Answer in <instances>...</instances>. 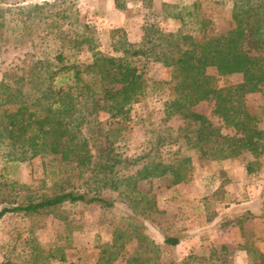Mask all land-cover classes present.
I'll return each mask as SVG.
<instances>
[{
	"label": "trees",
	"instance_id": "obj_1",
	"mask_svg": "<svg viewBox=\"0 0 264 264\" xmlns=\"http://www.w3.org/2000/svg\"><path fill=\"white\" fill-rule=\"evenodd\" d=\"M25 1L0 5V28L9 29L15 21L11 29L20 41L43 25V39L50 36L60 44L52 56L40 54L26 62V68L6 71L0 79V146L5 149L4 163L39 158L53 176L45 191L1 176L0 203L5 205L0 218L6 213L52 214L66 221L61 209L65 204L96 203L110 208L124 202L128 212H122L129 222L125 229L115 228L112 243L101 247V264H111L120 256L127 231L134 235L137 248L147 246L128 256L126 264L156 263L159 248L143 231L144 221L156 211L151 184L158 179V186L170 187L190 178L191 157L180 153L181 147L214 161L247 153L252 157L245 166L248 174L260 166L264 129L259 123L264 122V103L258 115L252 114L246 94L264 90V0H232L229 27L215 34L207 33L211 19L200 0L189 4L163 1L158 11L152 8L153 0H113L116 7L140 3L144 21L136 42L128 39L123 28L111 29L110 53L95 48V37L87 26L79 34L67 35L64 25L77 21L71 0ZM161 16L178 20V28L161 29ZM80 45L91 51L90 61L70 60L63 51ZM148 64L166 68L168 77L147 76ZM208 68L221 76L239 74L241 79L214 88ZM166 87L170 97L164 101L163 117L147 130L140 151L130 153L120 141L132 105ZM201 101H212L211 112L219 125L192 110ZM102 112L118 124L106 127ZM172 117L184 124L172 128L167 124ZM162 139L178 144L166 159L160 148ZM141 184L149 186L144 190ZM180 240L179 235L166 233L162 243L174 247ZM243 249L253 254V264H264V253L248 245ZM56 251L55 264H77L66 259L62 247ZM225 252L221 246L210 253L209 264H227ZM199 262L188 254L169 264ZM6 264L14 263L8 260ZM25 264H46L38 245L31 246Z\"/></svg>",
	"mask_w": 264,
	"mask_h": 264
},
{
	"label": "rangeland",
	"instance_id": "obj_2",
	"mask_svg": "<svg viewBox=\"0 0 264 264\" xmlns=\"http://www.w3.org/2000/svg\"><path fill=\"white\" fill-rule=\"evenodd\" d=\"M9 1L15 0H0V5L6 6ZM44 1L58 0H27L23 3ZM163 1L189 4L194 0H153L152 8L158 11ZM200 1L205 14L211 19L208 34L229 27L232 0ZM71 2L77 11V21L64 25L68 36L79 34L87 26L95 37V48L103 53L111 52L109 31L113 28H123L130 41L139 40L140 26L144 21V9L140 3L131 2L124 7L114 8L112 3L108 6L105 0ZM14 23L10 22L9 29L0 28V79L6 71H20L19 68L23 66L26 68V62L42 54L52 56L60 44L50 36L43 39V25L32 36L23 35L20 41L16 40L14 38L18 33L11 29ZM158 24L165 31H175L179 26L178 20L162 16L158 18ZM63 51L70 60H91V51L85 45H80L78 49L64 48ZM207 74L214 88L241 79L239 74L218 75L213 68H208ZM146 75L164 79L168 77V71L159 64H148ZM169 97L170 91L166 87L161 93L140 97L132 105L130 119L123 124L120 141L130 153L140 151L147 130L163 117L164 101ZM263 103L264 90L246 94V106L252 114L258 115L259 106ZM212 104V101H201L192 110L205 114L215 125H219L220 120L211 112ZM100 118L106 127L118 124L104 112ZM167 124L176 129L184 122L179 117H172ZM259 127L264 129V122L260 121ZM160 148L166 159L175 153L178 144L162 139ZM179 151L191 157L190 178L170 187L158 186V179H154L151 184L150 194L155 198L156 211L144 221L143 231L159 248V257L156 263L151 261L150 264H169L170 260H179L188 254H194L200 261L196 264H209L210 253L216 252L221 246L226 247L227 264H253V254L243 248L248 245L264 253V156L259 158L258 170L248 174L245 166L252 157L247 153L237 158L214 161L201 159L192 149L181 147ZM4 152V147L0 146V179L3 176L34 190H48L53 174H49L48 168H43L39 158L4 163ZM148 186L141 184L144 190ZM3 205L5 203H0V208ZM61 209L66 214V221L52 214L3 215L0 218V264H6L8 260L14 264H25L32 245L39 246L46 264L58 262L56 247L63 248L68 261L101 264V247L112 243L115 228L125 229L129 222L122 212H128L124 202H115L114 207L110 208L96 203L76 202L65 204ZM128 233L123 238L124 249L111 264H126L128 256L147 246L144 243L143 247L137 248L134 235ZM166 233L179 235L180 242L174 247H166L162 243Z\"/></svg>",
	"mask_w": 264,
	"mask_h": 264
},
{
	"label": "crops",
	"instance_id": "obj_3",
	"mask_svg": "<svg viewBox=\"0 0 264 264\" xmlns=\"http://www.w3.org/2000/svg\"><path fill=\"white\" fill-rule=\"evenodd\" d=\"M106 4L109 6V4L112 3V6L115 8L116 6L113 3V0H105Z\"/></svg>",
	"mask_w": 264,
	"mask_h": 264
}]
</instances>
